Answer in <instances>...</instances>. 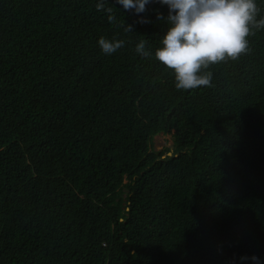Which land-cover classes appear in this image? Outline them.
<instances>
[{"label": "trees", "instance_id": "trees-1", "mask_svg": "<svg viewBox=\"0 0 264 264\" xmlns=\"http://www.w3.org/2000/svg\"><path fill=\"white\" fill-rule=\"evenodd\" d=\"M157 13L0 0V264H264V28L178 90Z\"/></svg>", "mask_w": 264, "mask_h": 264}, {"label": "clouds", "instance_id": "clouds-1", "mask_svg": "<svg viewBox=\"0 0 264 264\" xmlns=\"http://www.w3.org/2000/svg\"><path fill=\"white\" fill-rule=\"evenodd\" d=\"M123 10L135 14L145 11V6L159 3L167 15L157 13L165 30L159 46L146 47L141 39L135 44V53L142 58L154 59L170 70L174 87L178 90L196 89L211 85V65L237 59L250 51L248 36L253 29L264 28V15L259 14L257 0H114ZM115 8V7H114ZM117 9V8H116ZM107 19L114 16L105 9ZM140 22H147L139 17ZM131 25L124 23L123 30L130 32ZM125 41L100 37L97 45L105 55L122 48ZM253 264H261L252 256Z\"/></svg>", "mask_w": 264, "mask_h": 264}, {"label": "rangeland", "instance_id": "rangeland-1", "mask_svg": "<svg viewBox=\"0 0 264 264\" xmlns=\"http://www.w3.org/2000/svg\"><path fill=\"white\" fill-rule=\"evenodd\" d=\"M173 136L171 135H159L154 140V150L161 151L167 148H172Z\"/></svg>", "mask_w": 264, "mask_h": 264}]
</instances>
